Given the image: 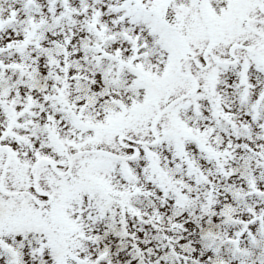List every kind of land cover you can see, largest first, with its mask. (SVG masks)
Masks as SVG:
<instances>
[{
  "label": "snow or ice",
  "instance_id": "6c2138e0",
  "mask_svg": "<svg viewBox=\"0 0 264 264\" xmlns=\"http://www.w3.org/2000/svg\"><path fill=\"white\" fill-rule=\"evenodd\" d=\"M0 264H264V0H0Z\"/></svg>",
  "mask_w": 264,
  "mask_h": 264
}]
</instances>
